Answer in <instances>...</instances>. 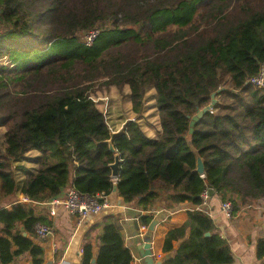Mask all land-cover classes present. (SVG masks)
I'll list each match as a JSON object with an SVG mask.
<instances>
[{
	"label": "trees",
	"instance_id": "trees-1",
	"mask_svg": "<svg viewBox=\"0 0 264 264\" xmlns=\"http://www.w3.org/2000/svg\"><path fill=\"white\" fill-rule=\"evenodd\" d=\"M96 28L100 36L87 46L81 35ZM263 68L264 0H0V200L19 192L43 203L72 186L90 196H110L117 187L126 204L147 213L160 202L168 211L198 208L209 189L235 213L257 205L264 200V89L249 80ZM113 87L130 89L137 117L154 90L162 129L153 139L130 122L115 138L123 161L118 180L104 143L110 125L93 98ZM214 101L193 134L202 176L188 136L193 117ZM30 152L42 154L38 168L21 167L19 181L14 162ZM154 220L140 219L146 227ZM19 224L35 235L48 223L32 206L1 209L0 264L26 253L43 264V249ZM181 240L164 264H234L230 244L204 212L190 211L189 221L166 235L164 252ZM98 242L97 264L133 263L114 217ZM94 250L88 242L84 264ZM257 258L264 261V239Z\"/></svg>",
	"mask_w": 264,
	"mask_h": 264
},
{
	"label": "crops",
	"instance_id": "crops-1",
	"mask_svg": "<svg viewBox=\"0 0 264 264\" xmlns=\"http://www.w3.org/2000/svg\"><path fill=\"white\" fill-rule=\"evenodd\" d=\"M126 96L127 100L123 107L127 111V114L117 113V115L112 116L111 120L107 118L111 129L115 132L119 131L127 121L135 120V122L140 124L144 133L149 138H158L162 133L160 122L159 124L150 123L147 113H143V116L140 118L141 120L137 121L139 118L132 111L130 90H127ZM117 99L119 100L118 104L121 105L123 101L120 100L122 98L118 96ZM145 110L147 111V105L145 106ZM41 157L42 154L40 152H30L20 162H14L17 179L20 181L25 178L23 171L20 169L21 167H24L27 172L33 173L38 168V160ZM74 179L75 176L73 174L72 181ZM22 199L23 195L16 192V194L5 200H0V210L3 208L11 210ZM109 200L112 204V209L98 215H90L84 219L71 215L63 207H59L57 214L52 216L48 201L26 204L27 206H32L36 215L48 223V225H51L55 233L53 236L40 239L36 234L30 235L26 232L22 224H19V229L23 236L25 233L27 234L24 237H29L35 245L43 249V264H84L86 244L90 242L95 248L94 256L98 255V238L102 234L105 220L111 216L117 220L125 244L132 253V264H145L141 256L145 238L147 236L152 237V250L156 259L165 260V254H167L164 252L166 235L171 230L184 226L189 221V212L197 210L190 203H185L174 211H168L163 208V204L160 202L157 205V209L160 212L155 216V220H159V223L155 227V231L150 232L149 227L147 230H143L140 219L141 216L150 215L151 213L142 211L136 203L126 204L125 200L116 192H113L109 196ZM207 210L210 212L221 236L230 244L234 264H262L264 262L257 258L258 243L264 239V200L253 207L242 208L239 212L235 213L232 219H227L224 216L222 213V202L215 196L210 197ZM0 234L5 235L2 227L0 228ZM189 234L190 230H188L186 237ZM183 241L174 242L173 257ZM18 249L16 245H13V252L18 251ZM10 264H33V262L30 253H26L25 255L16 257Z\"/></svg>",
	"mask_w": 264,
	"mask_h": 264
},
{
	"label": "built area",
	"instance_id": "built-area-1",
	"mask_svg": "<svg viewBox=\"0 0 264 264\" xmlns=\"http://www.w3.org/2000/svg\"><path fill=\"white\" fill-rule=\"evenodd\" d=\"M101 30L96 28L86 34L81 35V41L87 46H92L93 43L100 36ZM249 83L257 89H264V68L261 72L251 78ZM203 204L197 208V211L204 212L211 216L210 212L207 210L210 195L209 192H205L202 196ZM34 201L23 195L22 201L19 204H33ZM50 208V214L55 216L57 214V209L59 207L65 208L71 215L79 218H87L90 215H98L102 212L112 209V204L107 195H97L90 196L78 192L73 187H69L63 192V194L55 199L48 201ZM160 211L151 212L152 215L156 216ZM222 213L227 219H232L235 215L234 205L231 202L222 203ZM148 227L143 226V230H147ZM55 233L54 228L48 224H38L35 227V234L38 238L43 239L48 236H53Z\"/></svg>",
	"mask_w": 264,
	"mask_h": 264
},
{
	"label": "water",
	"instance_id": "water-1",
	"mask_svg": "<svg viewBox=\"0 0 264 264\" xmlns=\"http://www.w3.org/2000/svg\"><path fill=\"white\" fill-rule=\"evenodd\" d=\"M127 30L133 29V26H128L126 27ZM213 99H215V96L213 95ZM215 104V101L213 104L207 108H205L203 111H200L195 117H193L192 122H191V129H190V134L188 136V142L189 145L196 155L197 158V169L196 172H198L200 175L204 176L205 175V160L200 156L199 151L194 147L193 144V134L195 132V126L196 124L204 117L206 113L212 110L213 106ZM130 122H135V120H129L127 121L123 127L119 131H113L110 127V139L104 142L107 144L110 148V151L115 155V160L114 163L110 165V169L112 171V178L114 180H118L121 174L122 170V159L120 154L118 153L116 147H115V138L124 134L126 132L127 126ZM115 192L118 193L117 187H115ZM209 195L210 197L215 196V191L213 189H209ZM159 220H154L152 224L149 226V231L153 232L155 231V227L158 225ZM24 236H27L25 233ZM207 236H210V234H207ZM141 256L144 260L145 264H164V260H157L156 257L154 256L153 250H152V237L147 236L144 240V244L142 246L141 250ZM173 257V252L165 254V259H171ZM98 262V255L93 256L92 259V264H97Z\"/></svg>",
	"mask_w": 264,
	"mask_h": 264
},
{
	"label": "rangeland",
	"instance_id": "rangeland-1",
	"mask_svg": "<svg viewBox=\"0 0 264 264\" xmlns=\"http://www.w3.org/2000/svg\"><path fill=\"white\" fill-rule=\"evenodd\" d=\"M130 90L128 87H125L123 93H121L116 88L111 89H98L95 91L93 98L96 101L98 108L106 115V118L111 120L112 116L118 114H127V111L123 107L124 103L127 100L126 92ZM118 96L122 98L123 101L121 105H119V100L117 99ZM155 91L150 89L147 93V98L145 101V106L147 105V111L144 110V113L148 114V120L150 123L159 124V117H158V109L156 102L154 100ZM125 106H127L125 104ZM137 121H140L141 117H138ZM108 120V122H109ZM148 122V121H146ZM2 142V135L0 133V143ZM16 167V166H15Z\"/></svg>",
	"mask_w": 264,
	"mask_h": 264
}]
</instances>
